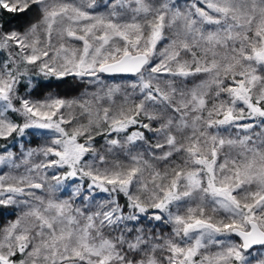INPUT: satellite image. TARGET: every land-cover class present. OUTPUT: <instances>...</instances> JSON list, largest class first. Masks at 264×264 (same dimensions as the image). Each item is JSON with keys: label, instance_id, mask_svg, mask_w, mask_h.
Returning a JSON list of instances; mask_svg holds the SVG:
<instances>
[{"label": "snow or ice", "instance_id": "6c2138e0", "mask_svg": "<svg viewBox=\"0 0 264 264\" xmlns=\"http://www.w3.org/2000/svg\"><path fill=\"white\" fill-rule=\"evenodd\" d=\"M0 166V264H264V0H0Z\"/></svg>", "mask_w": 264, "mask_h": 264}, {"label": "trees", "instance_id": "16d2710c", "mask_svg": "<svg viewBox=\"0 0 264 264\" xmlns=\"http://www.w3.org/2000/svg\"><path fill=\"white\" fill-rule=\"evenodd\" d=\"M179 4H183L184 0H178ZM23 91V89H21ZM62 94L69 95V96H74L77 95L76 92H64ZM43 141L37 139V138H31V143L27 144L26 146L28 147H35L37 144L42 143ZM13 150H17L15 147H13ZM65 194V193H64ZM65 197V196H64ZM14 216L6 215L3 213H0V227H3L4 225L7 224V222L11 219H14ZM164 231H168V229H164Z\"/></svg>", "mask_w": 264, "mask_h": 264}, {"label": "rangeland", "instance_id": "374dc122", "mask_svg": "<svg viewBox=\"0 0 264 264\" xmlns=\"http://www.w3.org/2000/svg\"><path fill=\"white\" fill-rule=\"evenodd\" d=\"M7 171H9L8 168H6L4 166H0V174H2L3 172H7ZM69 191H70V188L67 185H65V187L60 192L57 193V196H59L61 198H67V194Z\"/></svg>", "mask_w": 264, "mask_h": 264}]
</instances>
